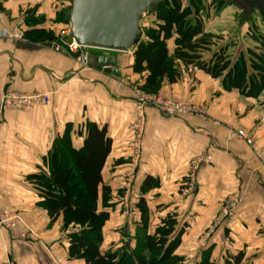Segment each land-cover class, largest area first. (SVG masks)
Segmentation results:
<instances>
[{
  "label": "crops",
  "instance_id": "1",
  "mask_svg": "<svg viewBox=\"0 0 264 264\" xmlns=\"http://www.w3.org/2000/svg\"><path fill=\"white\" fill-rule=\"evenodd\" d=\"M70 5L71 0H0V27L14 34L0 37V96L20 90L44 92L51 98L49 104L26 111L9 109L0 122V213L20 211L37 238L31 245L20 231L0 227V264L11 260L83 264L70 258L62 216L50 218L32 177L49 171L50 153L58 139L69 136L72 147L81 149L87 122L106 125L113 140L103 169L104 184L112 194L103 251L123 244L122 228L134 236L143 226L138 201L144 198L149 233L168 215L175 216L177 231H183L178 254L186 258V264H198L204 255L215 264H225L240 252L244 253L240 264H264V161L259 157L264 155V89L257 96H246L237 89H225L221 78L182 65L181 79L173 83L167 79L160 96L189 101L206 111L171 117L156 105L145 107L141 154L135 160L129 147L138 110L134 84L143 85L146 75L133 70L132 49L89 53L88 66L67 52L56 51L47 35L64 25L61 17L66 18ZM260 10L256 41L246 35L247 22L246 32L237 38L248 49L255 45L257 52L264 53V10ZM176 36L167 42L170 55ZM246 47L230 51L232 58L248 57ZM206 54L207 59L212 55ZM100 55L116 56L122 76L99 68ZM233 129L253 131L256 143L251 146L232 136ZM208 153L211 160L198 165L191 185L187 175L192 161ZM147 176L157 183L143 193ZM234 192L241 197L234 215L206 236L223 201ZM129 199L132 209L126 220L120 210Z\"/></svg>",
  "mask_w": 264,
  "mask_h": 264
},
{
  "label": "trees",
  "instance_id": "2",
  "mask_svg": "<svg viewBox=\"0 0 264 264\" xmlns=\"http://www.w3.org/2000/svg\"><path fill=\"white\" fill-rule=\"evenodd\" d=\"M172 1L175 0H167L158 8L150 9L163 23L159 30H150L155 33L154 39L141 42L134 53L133 70L149 73L144 88L158 90L164 79L177 82L182 76L179 67L182 64L221 78L227 90L237 89L246 96L259 95L264 89V53L249 49L248 57L241 54L234 61L227 54V47H221L213 51L209 59L205 58L204 54L212 51L216 44L214 34L205 32L199 16H196L195 23L188 21L186 17L190 11H181L178 5L171 4ZM61 18L68 22L64 15ZM174 34L177 35L175 51L170 55L167 42ZM47 38L56 41L53 35H47ZM84 127L86 135L81 149L72 147L69 136L58 139L50 153L49 171H41L32 177L43 197L41 205L51 219L62 215L65 227H81L79 232L69 236L70 258L84 259L85 264H184L186 258L177 252L183 231H177L175 216L168 215L153 233H149L144 198L138 201L143 226L137 228L134 236H126L135 240V246H126L124 240L121 248L102 250L103 228L110 218L106 209L112 199L110 186L104 184L103 169L112 151L113 140L106 125L87 122ZM156 183L154 177L147 176L142 192H147ZM209 257L204 255L198 264H215ZM243 258L244 253L240 252L227 258L225 264H240Z\"/></svg>",
  "mask_w": 264,
  "mask_h": 264
},
{
  "label": "rangeland",
  "instance_id": "3",
  "mask_svg": "<svg viewBox=\"0 0 264 264\" xmlns=\"http://www.w3.org/2000/svg\"><path fill=\"white\" fill-rule=\"evenodd\" d=\"M72 1L73 0H71V5H70L69 10H71ZM171 4L178 5L180 7L181 11L182 10H189L190 14L187 15L186 19L188 21H190L191 23H195L196 22V16H199L200 19L203 21L205 32L213 33L215 36L214 41L216 44L212 46V49L218 50L221 47H227V54L230 55L231 59L234 61L238 60L240 56H237L233 59L230 51H236L238 48L240 49V48L246 47V46H244V44H242L243 41L240 43L239 39L237 38V37H239V35L241 34L242 31L246 32V30L244 29L245 24L248 23V30H247L246 35H248L254 41H256V38H257L256 20H257V16L263 15V12L260 9H257L256 5L251 3L250 1H247V0L230 1L229 0V1L219 2V0H175V1H172ZM161 23H163V21H162V19L159 18V16L157 15V13L155 11H153V10L147 11L142 16V19L140 21L141 29L143 32L141 42H149L150 39H154L155 33H151L150 30H159V27H160L159 25ZM63 24L64 25H62V27L60 29H57L54 32H50V34L48 36L50 37L52 34L53 37L56 38V42L61 43L62 48L65 49V48H67V43L70 41V37L68 35V30L70 29L69 28L70 23L63 21ZM136 49H137V46L133 47L131 50V54L134 55V57H135L134 53H135ZM249 49H256V46L254 45V47L249 48ZM249 49L246 47V53H248ZM101 51H103V50L93 49V48H85V52H87V53H98ZM211 53H212V51H209V52H207L206 55H210ZM71 55L79 61V53H72ZM179 67H180L181 73H183L182 64H180ZM148 74H149L148 71H144L143 73H140L139 76L143 77L146 75V77H147ZM165 81H168V80L167 79L162 80L161 86L158 88V90L157 89L156 90L155 89L154 90H147L146 88H144L143 85L138 84L139 81H136V83L134 84L135 96L137 97L138 100H139V97H142V96L162 97V96H160V92L162 91V87H163ZM178 101H180V100H178ZM124 202H126L129 205L128 206L129 211H128V213H125V211H124L125 207H124V205H122L121 210H120V214L125 216L126 217L125 219L127 220L129 218L128 216H130V214H131L132 207H131L130 199L125 200ZM240 202H241V198H240ZM13 211L14 212L17 211L18 213H20L22 215V213L18 210L13 209ZM59 216H62V215H59ZM22 218H23L24 222L31 227V232L28 231L27 234H25L22 237H23L24 241L30 242V243H32L31 245H34L33 243H35L37 241V238H35L36 237L35 236V230H34L33 226L31 225V223H29L23 215H22ZM62 219H63V216H62ZM111 222L116 223L114 219ZM112 226H116V224H112ZM0 227L7 228L5 226H0ZM23 227H24L23 224H17L15 227H13V228L10 227L7 229H9L13 232H17V233H19L18 231H20V233H22ZM62 229H66V231L68 230V239H69V236L75 231L79 232L81 227L79 225H68V227H65L64 221H63ZM208 231H207V233H208ZM207 233L205 234L206 236L208 235ZM128 234H129V232L127 231L126 228L121 229V235L122 236L126 237ZM206 236H204V237H206ZM140 237H142V236H140ZM121 247H122V245L119 248H121ZM179 248H180V245H179L178 249ZM114 249H118V248L111 247L108 250H114ZM178 249H177V252H178ZM106 250L107 249L104 248V251H106ZM30 257L32 258L33 256H30ZM72 259L82 260L83 264H85L84 259H81V258H72ZM185 262H184V264H186ZM10 264H19V263L17 261H15V263H14L11 260ZM29 264H31V262H29Z\"/></svg>",
  "mask_w": 264,
  "mask_h": 264
},
{
  "label": "built area",
  "instance_id": "4",
  "mask_svg": "<svg viewBox=\"0 0 264 264\" xmlns=\"http://www.w3.org/2000/svg\"><path fill=\"white\" fill-rule=\"evenodd\" d=\"M70 28V27H69ZM14 35L11 31L0 27V37H11ZM68 35L70 37V41L67 43V48H62L61 43H57L53 41L52 46L56 51H64L69 54L79 53V61L83 66L89 65V53L85 52L84 46H80L72 37L70 33V29L68 30ZM51 102V98L47 93L40 91H20V90H7L0 96V122L3 119L4 113L9 109L15 110H23L26 111L28 109L33 108L39 104H49ZM156 105L160 107L163 112L171 117H175L178 115L184 114H204L206 109L204 107H198L195 104L189 101H178L173 99H168L164 97H153V96H142L139 97L138 100V110L135 114V119L132 125L133 128V137L131 142L129 143V147L131 149V156L137 160L141 154L142 147V137L145 126V107L148 105ZM231 135L234 137H238L244 140L248 145L253 146L256 143V137L253 131H247L244 129H233L231 131ZM259 157L264 161V155L259 154ZM211 160V155L205 154L202 155L192 161V171L187 175L190 184L192 185L194 182V177L196 175V171L198 169V165L202 162H209ZM240 194L234 192L230 194L222 204V207L215 217L214 222L207 234L214 231L217 226H220L226 219L231 218L236 209L240 204ZM125 201V200H124ZM124 211L128 213V204L124 202ZM17 224H23L22 236L27 234L28 231L31 232V227L27 225L20 213L13 210H3L0 213V226H5L7 228H13Z\"/></svg>",
  "mask_w": 264,
  "mask_h": 264
},
{
  "label": "water",
  "instance_id": "5",
  "mask_svg": "<svg viewBox=\"0 0 264 264\" xmlns=\"http://www.w3.org/2000/svg\"><path fill=\"white\" fill-rule=\"evenodd\" d=\"M167 0H73L66 15L71 37L80 45L103 51L127 52L139 45L142 16ZM229 1V0H222ZM264 10V0H247ZM116 56L100 55L98 66L117 77ZM130 246L131 238H125Z\"/></svg>",
  "mask_w": 264,
  "mask_h": 264
},
{
  "label": "flooded vegetation",
  "instance_id": "6",
  "mask_svg": "<svg viewBox=\"0 0 264 264\" xmlns=\"http://www.w3.org/2000/svg\"><path fill=\"white\" fill-rule=\"evenodd\" d=\"M230 1H233V0H230ZM256 8H258V7H256Z\"/></svg>",
  "mask_w": 264,
  "mask_h": 264
}]
</instances>
